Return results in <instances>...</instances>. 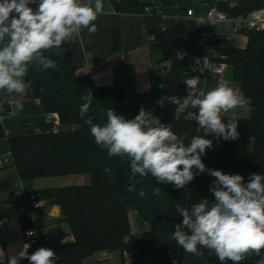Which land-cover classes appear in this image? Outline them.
<instances>
[{
    "label": "trees",
    "instance_id": "obj_1",
    "mask_svg": "<svg viewBox=\"0 0 264 264\" xmlns=\"http://www.w3.org/2000/svg\"><path fill=\"white\" fill-rule=\"evenodd\" d=\"M110 1L119 12L143 14L150 37H155L151 39L152 49H158L161 57L154 61L151 68L150 91L138 93L134 90V68L129 64H121L114 69L112 85L99 86L88 75H76L77 66L69 42L64 43L59 51L52 49L45 52L44 55L55 61L58 68L41 70L33 64L24 79L33 95L40 99L43 111L59 114L60 129L57 132L9 137L10 164L17 167L20 181L26 189L34 191L38 198H48L50 203L60 206L61 216L57 223L67 226L74 236L73 241L63 244V253L56 264H83L84 259L97 252H121L125 249H132L142 262L150 259L152 264H172L176 256L181 263L222 264L207 249H201L203 256H195L169 238L175 225L183 220L177 213V205L190 208L201 199L214 200L210 185L215 178L207 172L198 174L181 189L172 184L157 183L150 174L147 177L137 175L130 181L127 158L109 157L107 151L95 143L85 123L91 116L94 123L104 124L109 108H114L126 118H133L146 102L148 111L162 123L170 124L178 136L185 138L186 145L193 136L201 135L202 130L196 121L189 120L185 115L175 120L176 105L167 101L163 106L157 104L159 98L183 91L189 56L201 53L195 44L201 29L193 21L187 27L163 28L157 14L144 13L145 6L153 0ZM162 1L166 7L172 3V0ZM229 2L235 3L230 9L233 15H247L264 7V0ZM228 6L229 3L222 4L224 8ZM242 33L248 36L245 48L222 46L221 50L227 55L232 79L240 83L244 95L250 98V116L236 118L238 138L228 141L218 138V147L207 149L202 161L208 169L240 174L247 182L252 173L264 174V30L251 29ZM166 61L169 67H158ZM89 91L94 98L87 115L81 118L82 97ZM0 105L3 114L10 111L8 105ZM224 119L227 122V118ZM4 137L6 130L0 127V139ZM245 138L253 140V153L248 157H239L236 145ZM105 168L111 169V173H105ZM72 174H86L91 181L86 185L32 188L37 178ZM136 180H140L135 185L136 190L127 191ZM156 187L161 189L158 196L153 194ZM142 188L146 191V198L139 196ZM130 211L137 212L149 225L148 229L134 231ZM261 258H264V249L261 255L252 254L240 264H257Z\"/></svg>",
    "mask_w": 264,
    "mask_h": 264
},
{
    "label": "clouds",
    "instance_id": "obj_2",
    "mask_svg": "<svg viewBox=\"0 0 264 264\" xmlns=\"http://www.w3.org/2000/svg\"><path fill=\"white\" fill-rule=\"evenodd\" d=\"M31 4L37 5L35 10ZM102 12L103 0L94 3L93 0H0V90L24 94L27 87L24 78L30 66L36 64L41 70L58 68L44 53L59 51L64 43L77 40L83 29L94 34L97 25L93 22ZM199 82V77L187 80L184 97L165 96L157 100L160 106L166 101L176 105L175 120L186 115L203 130V135L193 136L187 145L170 124L162 123L143 106L133 118L109 108L104 124L94 123L91 116L85 123L95 143L109 157L127 158L130 181L137 175L150 174L157 183L181 189L198 174L207 172L214 177L210 185L214 200L201 199L190 208L177 205V213L183 220L175 225L169 238L192 255L203 256L201 249H207L222 264L228 261L240 264L252 254L261 255L264 249V174L252 173L245 182L240 174L208 169L202 156L213 147V141L205 137L214 135L226 141L238 138L235 112L237 109L250 112L251 101L239 87L220 75L215 86L207 91L198 87ZM93 98L90 91L82 97L81 118L87 115ZM104 171L111 173L109 168ZM139 183L136 180L126 190L134 192ZM153 194L160 195L161 189L156 187ZM139 196L146 198L143 188ZM28 235L34 233L30 231ZM30 247L23 244L22 250L7 257V264H20L22 259L29 264H56L59 259L52 249L45 247L29 254ZM5 256L0 248V264H4ZM257 264H264V258Z\"/></svg>",
    "mask_w": 264,
    "mask_h": 264
},
{
    "label": "crops",
    "instance_id": "obj_3",
    "mask_svg": "<svg viewBox=\"0 0 264 264\" xmlns=\"http://www.w3.org/2000/svg\"><path fill=\"white\" fill-rule=\"evenodd\" d=\"M82 2H87V0H82ZM209 2V0H172L168 7L169 9L175 7V11H172L170 16L168 15L165 22L168 21L169 24L166 23V25L168 27H187L190 20L185 16V10L192 8L197 13L205 12L209 7ZM180 17L186 18V23H171L172 20ZM93 23L97 25V31L94 34L90 35L87 29H83L80 38L69 42L73 61L77 66L76 75H88L96 85L109 86L115 80L114 69L118 65L129 64L134 68V90L138 93L149 92L151 89V68L154 61L161 57V52L158 49H152L144 15L119 12L110 0H103V12ZM218 38L222 46L245 48L248 43L246 34L233 32L225 25L218 27ZM222 78L229 80L234 86L241 89L240 83L232 79L231 71L228 68ZM215 84L216 81H209L203 90L207 91ZM26 85L24 94L0 90V104L8 105L10 108L8 113L3 114L0 105V127L6 130V137L0 139V155L10 152L9 137L57 132L60 129L59 114L44 112L40 99L33 95L29 84ZM17 104L21 107L17 108ZM13 112H15L14 115ZM249 116L250 112L242 109H237L235 112V118H248ZM201 135H203V130ZM205 138L213 141L212 148L218 147L217 137L210 135ZM252 153L253 140L251 138L237 142V156L248 157ZM89 183L88 175L72 174L37 178L34 180L32 188L40 190ZM25 201L26 196L17 167L12 164L0 166V248H3L6 254L4 263L7 262L8 256L18 253L25 244L24 224L17 214V208ZM49 212L50 216L38 219V222H57L61 216L59 205H52ZM144 223L146 230L147 224L145 221ZM133 230L140 231L141 229L133 228ZM62 240L63 244L70 242L74 240V236L69 234Z\"/></svg>",
    "mask_w": 264,
    "mask_h": 264
},
{
    "label": "built area",
    "instance_id": "obj_4",
    "mask_svg": "<svg viewBox=\"0 0 264 264\" xmlns=\"http://www.w3.org/2000/svg\"><path fill=\"white\" fill-rule=\"evenodd\" d=\"M209 7L205 12L197 13L192 8H187L184 12L185 16L195 22L201 29L200 36L195 44L200 48V54L189 56L188 75L184 81V89L181 93L175 94L176 97H184L187 95L188 86L185 84L192 77H199L200 82L198 87L204 89V86L209 81H216L223 77L228 65L226 62L227 55L222 52V44L218 38V27L225 25L233 32L242 33L245 30L255 29L258 31L264 30V7H259L252 10L247 15H233L230 9L234 6V2L229 0H209ZM229 3V8L222 7V4ZM228 5V4H227ZM166 5L162 0H153L144 8V13L151 15L153 13L160 17L163 28L168 27L165 20L167 19ZM169 62H162L158 67L167 66ZM216 72H219L216 73ZM189 111H195L189 109ZM186 117V115H185ZM189 119V118H188ZM194 120V119H189ZM195 121V120H194ZM199 127V125H198ZM11 152L5 155H0V166L4 167L11 162ZM24 188L26 201L23 205L17 208V214L24 224V239L25 243L31 245L29 254L33 253L40 247L50 248L53 250L52 241L58 236H63L67 231V227L58 225L57 222L39 223L38 219H44L50 216V212L46 208L47 202L45 199L38 198L34 191H29ZM46 220V219H45ZM59 228V229H57ZM34 235L29 236V232ZM65 237V236H64ZM57 257H59L57 255ZM112 261L107 264H152L150 260L141 261L139 255L132 249H125L115 254H110ZM4 264H7L4 263ZM20 264H29L27 259H22ZM172 264H187L181 263L178 256L174 257Z\"/></svg>",
    "mask_w": 264,
    "mask_h": 264
},
{
    "label": "rangeland",
    "instance_id": "obj_5",
    "mask_svg": "<svg viewBox=\"0 0 264 264\" xmlns=\"http://www.w3.org/2000/svg\"><path fill=\"white\" fill-rule=\"evenodd\" d=\"M174 7V6H173ZM174 12L175 11V7L174 8H170L167 6V15H169L171 12ZM170 16V15H169ZM168 16V17H169ZM186 18L184 17H180V18H175V20H172L171 23H179V24H184L186 23ZM166 23L169 24L168 21H166ZM229 69L231 71V67L229 65L226 66V69ZM142 106L146 109H147V103L146 102H143ZM91 181V180H90ZM47 202V205H46V208L48 209V211H51V206L54 204L53 203H50L49 199L48 198H44ZM57 205V204H56ZM60 207V206H59ZM53 208V207H52ZM61 209V208H60ZM130 221L132 223V227L134 229H141L140 231L142 230H145V223H144V219L139 216L138 214H136L134 211H130ZM62 226H65L64 224H60ZM67 227V226H65ZM149 225H147V229H148ZM132 228V229H133ZM144 228V229H142ZM66 233L63 235V236H60L61 238H55L53 239L52 241V247H53V251L56 253V255L60 256L62 255L63 253V237L66 236V235H69V234H72L70 229L68 228L67 231H65ZM73 235V234H72ZM110 253L112 252H108V251H100V252H97L95 253L94 255L92 256H89L87 257L86 259H84L83 261V264H107V263H110L112 260L109 258L110 257ZM150 260V259H148Z\"/></svg>",
    "mask_w": 264,
    "mask_h": 264
},
{
    "label": "water",
    "instance_id": "obj_6",
    "mask_svg": "<svg viewBox=\"0 0 264 264\" xmlns=\"http://www.w3.org/2000/svg\"><path fill=\"white\" fill-rule=\"evenodd\" d=\"M36 6H37L36 4H31L30 5V7H32L34 10H35Z\"/></svg>",
    "mask_w": 264,
    "mask_h": 264
}]
</instances>
